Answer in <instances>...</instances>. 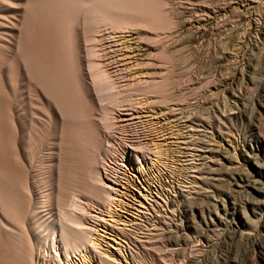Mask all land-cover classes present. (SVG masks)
<instances>
[{
  "label": "rangeland",
  "instance_id": "374dc122",
  "mask_svg": "<svg viewBox=\"0 0 264 264\" xmlns=\"http://www.w3.org/2000/svg\"><path fill=\"white\" fill-rule=\"evenodd\" d=\"M23 2L0 0V100L13 107L24 182L19 222L0 208L8 221L2 239L18 242L12 251L0 246V264H28V258L30 264H52L55 250L64 261L62 245L51 247L48 230L59 229L58 214L71 209L73 198L85 208L82 225L90 237L114 254L105 253L112 259L104 264H264V0L243 11L234 10L239 0H157L162 23L135 25L149 54L140 79L110 64L105 37L126 35L129 28L108 32L102 24H73L86 98L80 109L91 134L71 138L61 137L64 117L41 87L25 74L14 76L27 33ZM44 29L34 31L33 40H44L47 32V42L63 37L58 29ZM88 34L97 41H83ZM86 60L105 68L111 90L95 87ZM103 108L112 110L106 129ZM107 147L112 153H105ZM126 147L142 158V183L121 157ZM91 166L108 184L106 203L88 192ZM247 176L254 180L250 186L240 181ZM34 212L45 230L31 222ZM81 250L85 264L99 262L89 246ZM70 254L72 264H81L78 254Z\"/></svg>",
  "mask_w": 264,
  "mask_h": 264
},
{
  "label": "bare ground",
  "instance_id": "6f19581e",
  "mask_svg": "<svg viewBox=\"0 0 264 264\" xmlns=\"http://www.w3.org/2000/svg\"><path fill=\"white\" fill-rule=\"evenodd\" d=\"M255 1H257V0H239V2L234 6L235 7L234 10L245 9V7L248 6V4H250L251 2H255ZM22 4H24V2ZM158 4L159 3L157 2V0H26V5L24 4L25 7L23 9H24V14H25L24 15L25 16L24 17V27H25L27 33H25V36L23 37V39H21V42H22L20 45V53H21L20 55L21 56L18 59H16L15 66L17 67V69H16V74H14V76H16L18 74L19 75H23V74L27 75V77L30 80H32L33 82L38 84L41 87V89L43 90V92L46 95H48L50 100H52L53 103L55 104L54 106L58 107V110H60V115L62 113L61 116L64 117L63 118L64 121H63L62 131H61V137L62 138L65 135L67 138L68 133H69L70 138L72 136L77 137L78 134L85 135V137H87V136H89V134H91L90 128L86 123V118H85V115L83 113V110L80 109L81 106L83 107L84 105H86L85 104L86 98H85V91H84L83 82L81 79V67H80L81 65H80V58H79L80 55L78 56L79 50L77 48L78 43H80V42H78V43L76 42V35L77 34L75 35V30H74L75 28H74L73 24H77L78 22H80V23L85 22V23H89L95 29L98 28L102 24L103 27H104V25L107 26V28L109 30L108 32H111L112 30H113L112 32H116V31L118 32L122 28H124V29L129 28V30L125 29L128 32L126 35H122L123 34V32H122V34H117L114 36H112V34H111L110 36L105 37L106 38V45L109 48V51L111 52L110 64H112V68L114 69L113 71H121V72H125V73L129 72L132 74H136V76H139V79H140V76L145 75L144 74L145 72H143V68L145 67V64L148 61V58H149L148 55L149 54L147 55V53H146V51L148 50V47L144 43H142L143 41L139 42V40H144V38L143 39L141 38L142 35H140V37L137 36L138 33H136V32H138L140 28H138L139 26H135V25H137V24L154 25L157 23H162L163 19L160 16ZM231 5H229V7L234 8ZM240 11H243V10H240ZM206 16H208V15H206ZM38 28H45L44 31H47L48 28L58 29L60 31V33H62L63 37H61V39L57 42H47L48 41L47 38L49 37V33L47 32V34H46L47 38H44V40L42 37H41L42 39H38V37H36V39L33 40V37L35 34L34 31H36ZM80 29H81V27H80ZM101 31H103V30H101ZM23 32H25V31L23 30ZM16 36H17V34H16ZM101 37H102V34H101ZM84 38L87 39V42L89 40H92L95 42V40L98 37L96 38L95 35L93 36L92 34H90V35L88 34V35H85L84 37H82V40ZM105 38H103V39H105ZM83 41H85V40H83ZM91 44H93V43L91 42ZM90 48H91V46H90ZM84 49H86V47L83 48V50ZM87 49H88V51L90 50L89 51L90 58H91V55L92 56L97 55V54H95L94 49H92V48L91 49L87 48ZM87 49H86V51H87ZM87 58H89V57H87ZM94 59H95V57H94ZM87 61H89V60H86L85 63ZM96 63H94L93 61L90 60V62H88V65H87V63L85 64V67H88L91 70V71L90 70L88 71V69L86 68V71L89 72L88 75H90V73H91L90 81L96 85L95 87L98 86L100 92L102 91V89L111 90L110 88L112 87L113 82L111 84V82L107 79L105 68L102 69L101 68L102 66L99 67ZM151 75H152V73H151ZM112 81H114V80H112ZM147 81H148V79H147ZM156 82L157 81H154V80L151 81L149 79V81L147 83H150V84H152V86H154L156 84ZM134 84H136V85L139 84V80L134 82V83H130V85H134ZM140 84H141V82H140ZM38 85H37V87H38ZM122 89H124V88H122ZM38 91H39V89H38ZM107 92L109 94V91H107ZM39 93H40V91H39ZM94 93H95V91H94ZM113 93H117V92H113ZM95 96H96V94H95ZM111 98H113V97H111ZM115 98H113L111 100L112 105L110 104V106H109L110 108H113L111 106L116 107L117 101L115 100ZM103 99H105V98H103ZM106 102H108V101H106ZM52 104H50V105H52ZM17 105H19V104H17ZM52 107H53V105H52ZM12 108H13L12 104L9 100H7V99L6 100H0V208L3 210V213L5 212V214L9 215L13 221L19 222V219H20L19 214L23 210V206H24V201L22 200L23 197L21 195L22 194L21 189H23L22 187L24 186V182L21 178V174H20V170H19V164H18V153H17V148L15 145V142H14V138H13V136H14L13 133H14V129H15V120L13 118ZM132 109H134V108H132ZM102 110H103V112L101 113L102 114L101 119L103 120V122L101 120V122H102L101 124H103V126L106 129V128H108L107 127V125L109 124L108 119L110 118V112L109 111L111 109L109 110L107 108L106 109L103 108ZM55 112H56V110H55ZM118 112H120V111H118ZM124 119H122V120H124ZM83 120H85V121H83ZM149 120H150V118H149ZM112 121L110 120V122H112ZM126 123H129V122H126ZM94 125H97V124H94ZM104 127H102V128H104ZM69 130H70V132H69ZM98 132H100V131H98ZM107 136H108V134H107ZM109 136H111V135H109ZM98 138H99V136H98ZM108 145H105V146H108ZM158 145H160V143H158ZM19 146H21V144ZM129 148L126 147V148L121 149L122 150L121 151L122 156L121 155L120 156L122 157V159L124 161L129 163V165L131 166L130 168H132L133 172H135L134 174H132V176L139 178L138 177V175H139L142 177L143 176V168L140 165V159H142V158H141L140 154H138L137 152H134L135 150H132ZM141 148L142 147L139 146V151ZM90 150H91V148H90ZM105 150H106V152L104 151L105 153H107V151H109V150H110V152L112 151L108 147ZM110 152H108V153H110ZM55 157H56V155H55ZM89 169L90 170L88 173V177L86 175V177L89 178V181H90V187L88 189V192L90 193L91 196H93L97 199H100L101 201H104V203L108 202L110 199V196H109L110 193H109V191H107L108 188L106 189V187H105V185H108V184H104V182H103L104 181L103 179H105V178L102 179L103 176L102 177L99 176L100 173L98 172L96 167H92ZM249 177L250 176H247V178L240 179V181H242L241 183L245 182V184H249V186H250V183L253 184L254 180L249 179ZM113 178H115V177H113ZM143 181H144V179L141 180L139 178L140 183H142ZM137 182H138V179H137ZM22 191H25V195L26 194L28 195V193H26V191H27L26 189L22 190ZM23 195H24V193H23ZM48 195H49V193H48ZM42 196H43V194H42ZM72 196L73 195H71V197ZM40 200H43V199H40ZM69 200H71V198ZM42 203L44 204V202H42ZM42 203L40 202V204H42ZM48 204H50V203H48ZM69 206H71L70 210L67 209V211H65L66 210L65 209L63 212L61 210V213L58 214L59 217H61V222H60L61 226L59 227V229L55 231V230H52L53 229L52 227H49V230H48L49 233L50 232L52 233L51 238H50L51 247L54 245L55 242H59L63 247L64 261L62 260L61 256L57 255L58 253L55 250L54 253H56V259L55 258L54 259L56 261H55V263H52V264H72L73 260L71 259V254H70L71 252H73L74 255L78 254V259L81 261V264H85L86 260L84 258V254L81 250V248L83 249L84 246H89L91 252H93V254H95V256H97V258H98L97 260L99 261V262H97V264L98 263L104 264L106 261H108L107 258L110 257L108 254L106 255L105 253H107V252L110 253L111 251L101 249L99 247V243L97 242V239L95 237H93V238L90 237L91 234L86 229V227H84L82 225L83 224V217L86 214L84 206L81 203H79V201H77V199H74V198L72 199L71 205L69 204ZM26 207H28V205ZM31 217L33 218V220H31ZM31 217H29L28 220L29 221L31 220V222L35 223V225H37L36 226L37 229L43 230L45 228V226L42 227L38 217H36L35 212L31 213ZM4 220L5 219L0 218V241H1L0 246L2 247V251H12L11 248L14 247V245L18 246V242L10 240V242H8L9 243L8 244L5 241V239L4 240L2 239V238H4V236H7L4 233V231L6 229V222H8V221H4ZM112 220H114V219H112ZM28 224H29V222H28ZM8 225H11V224L8 223ZM19 226L21 227L22 225L19 224ZM31 226H30V228H31ZM11 227H12V225H11ZM109 227H110V225H109ZM254 230H255V228H254ZM12 234H10V236ZM104 242H106V241H104ZM53 248H54V246H53ZM54 253H53V255H54ZM24 255H26V253ZM112 255H114V254L112 253ZM74 258H75V256H74ZM93 258H94V256H93ZM32 259H33V257H32ZM110 259H112V258H109V260ZM26 262L28 264H30L29 258ZM43 264H49V263L45 262Z\"/></svg>",
  "mask_w": 264,
  "mask_h": 264
}]
</instances>
